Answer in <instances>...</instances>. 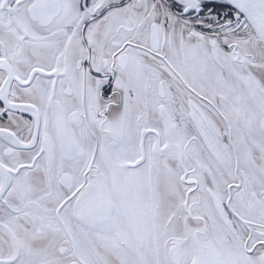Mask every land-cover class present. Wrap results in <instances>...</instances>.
Returning a JSON list of instances; mask_svg holds the SVG:
<instances>
[{
    "label": "water",
    "instance_id": "95a60500",
    "mask_svg": "<svg viewBox=\"0 0 264 264\" xmlns=\"http://www.w3.org/2000/svg\"><path fill=\"white\" fill-rule=\"evenodd\" d=\"M178 1L184 7L179 15L183 17L192 10H198L205 0ZM213 1L236 9L237 17L242 16L241 22H244V31L239 32L250 33L253 44L263 52L253 55L244 51V58L240 51L233 54L236 58L232 57L230 62L241 73L236 77L239 83L234 78L233 87L234 92L242 97L240 114L243 119L233 122L228 117L233 128H252L253 121L255 123L259 116V129L262 131L264 83L261 82L263 75L256 73L254 63L259 54L261 57L264 55V0ZM41 8L45 10L42 5ZM57 13L59 9L55 12L53 6L48 10L51 16ZM113 14L114 25L126 23L124 11H114ZM166 15L175 17L172 13ZM111 17L112 13L109 18ZM164 18L165 14H162V25ZM192 27L188 23L186 35L178 40L173 32L183 31L180 24H177V28L164 27L163 30L161 24L160 30L154 24L149 37L144 32L139 36V39L145 37L146 41L149 40L152 48L147 43L136 45L142 50L149 49L147 53L146 50L138 53L126 47L124 40L127 39V34L124 31L115 43L104 41L103 35L98 54L96 50L92 56L95 70L103 75L96 83H85L86 74L73 65L79 55L74 52L69 57L68 68H50V72L59 73L57 78L68 86L70 95L67 97L63 94L62 97H24L18 101L11 97H0V101L4 102L3 107L0 105V115H8L0 120V252L7 254L0 256V264H13L25 258L24 263L38 261L40 264H68L64 256L60 257L61 253L68 252L74 254L75 264H88L77 252L76 237L86 242L97 234L109 236L111 241L115 237L127 236L134 246L145 248L146 233L135 197L134 180L132 174L130 177L129 170L135 171L145 164L152 165L145 170V180L156 172V178L150 181L153 189L162 179V172H170L166 168L171 169V165L176 171L171 170V175L183 185L194 183L187 179L190 172L187 167L193 165V158L206 156L202 141L208 144L212 135L222 127L216 123L215 116L220 120L226 116L210 98L217 93L210 65L212 59L219 60L218 44L209 37L207 43L210 51L208 58L206 55L203 72L207 82L202 81V52L197 49V32L192 31ZM229 27L238 33L233 26ZM133 37L138 38V35L133 34ZM204 46L206 47V42ZM175 55L181 57L180 66L175 65ZM24 56L25 61H31L28 51L24 52ZM98 56L99 61L104 58L105 63H109L108 66L102 63L104 69L98 67ZM149 59L159 67H143L142 64ZM9 61V58H0V73L4 71L8 76L5 84L0 85V93L13 82L14 67ZM133 67L153 72L150 77L153 83H149L148 88L143 90L145 97H120L121 92L116 91L119 97H115L112 92L110 98L104 99L101 90L109 83L107 78L115 76V82L120 83L122 73L129 72ZM16 70L29 72L27 67H16ZM34 70L32 68L31 72L34 73ZM159 70L167 76H160ZM181 70H186V75ZM35 74L39 78L38 73ZM47 77L56 76L49 73ZM172 84L177 87L176 94L169 97V86ZM149 93L154 96L147 97ZM76 94L79 96L73 97ZM201 110L207 113L208 119L215 121L217 129L212 126L207 130ZM247 112L251 117L248 118ZM24 113L32 119L22 118ZM260 115L263 117L262 121ZM179 118L191 128L190 140L195 141L185 142L180 125L175 126ZM246 130L247 133L251 131ZM256 139L258 140L257 135ZM196 143L199 144L201 155H193L191 158L187 149ZM244 143L240 139V147ZM260 144L264 145V138ZM238 149L234 143L227 152L232 153L233 157ZM147 151L151 152L156 162L149 160L144 163ZM226 153L221 155L216 151L219 157H226ZM162 157L167 158L164 163L161 161ZM192 191H187L183 204L184 213L190 220L193 214L189 207ZM147 192L148 183L143 189V193ZM210 194L222 219L227 220L220 199L216 193L211 191ZM183 199L184 192L176 202L178 210L168 215V225L179 213H183ZM26 201L28 205L25 204ZM234 201L240 204L237 196L236 199L233 198L232 205ZM234 207L236 208L235 205ZM203 221L204 230L195 231L194 239L190 240L193 256H188L187 241H176L174 230V233L162 238V249L154 251V264H159V261L163 264H227L223 252H226L228 246L221 241V227H213L210 223L209 228L206 220ZM176 222L179 229V219ZM86 250L91 252L92 247L87 245ZM244 251L242 247L237 253L244 255Z\"/></svg>",
    "mask_w": 264,
    "mask_h": 264
},
{
    "label": "flooded vegetation",
    "instance_id": "af4514ba",
    "mask_svg": "<svg viewBox=\"0 0 264 264\" xmlns=\"http://www.w3.org/2000/svg\"><path fill=\"white\" fill-rule=\"evenodd\" d=\"M41 5L46 11L41 8ZM52 6L55 12L59 9V13L55 16L48 14V10ZM0 9H2L0 11V20L3 21L0 24V58H9V62L14 67L13 82L8 89L5 86L3 93H0V97H11L13 100L18 101L24 97H62V94L67 97L70 92L67 88L68 86L61 83L60 79L57 78L59 73L50 72V68H68L70 65V62H68L69 57L73 56L74 52L79 53V55L75 58L73 65L75 68L83 70L86 74L85 83H96V80H99L98 78L103 76L95 70L92 59L96 50L98 54V47L101 41L100 24L104 27L102 32L104 41L106 42H117L122 31L125 32V35L130 33L132 40L127 37L124 43L126 47L132 49V47L139 45V42L135 39H139V36L143 32L149 37L154 24L158 28L161 24L162 30L164 27L177 28V24H180L179 18L173 17V15L168 16L166 13H172L178 16L182 14L184 7L178 0H0ZM6 11L10 14H7ZM114 11H124L126 17L125 24L122 25L119 23L114 25ZM111 13L112 17L109 18ZM162 14H165L163 25L160 22ZM183 17L191 21L189 23L193 25L192 28L201 29V32L210 38L213 34L212 27L215 22L221 26H233L236 32L244 31V22H241L242 16L237 17L236 9L218 1H202L198 10H192ZM107 21H109L108 25L106 24ZM62 31L65 32L64 39H60L61 37L58 36V33ZM4 32H6V35L2 36ZM133 34L138 35V38L133 37ZM49 45H55L56 47L55 49L48 48ZM147 46L152 48L149 40H147ZM144 50L150 51L147 48H144ZM25 51L31 54V61H25ZM10 53L13 54L12 57ZM81 53H84L83 57ZM96 60L99 62L98 67L100 69H104L102 63L105 66L109 65L108 61L107 64L105 63L104 58L99 61V56ZM142 66L159 67L156 62L150 59L147 63L142 64ZM16 67H27L29 68L27 70L29 72L17 71ZM32 68L35 69L34 73L31 72ZM35 73H38L39 78ZM49 73H53L56 77H47ZM7 79V73L4 71L0 73V85H4ZM107 80L109 83L101 90L104 99L110 98L109 96L112 94L110 89L115 81V76L109 79L107 78ZM81 97L84 96L81 94ZM0 105L3 107L4 102L0 101ZM247 113L248 118L249 116L251 117V114L249 112ZM21 116L22 118L29 117L32 119L30 115L28 116L25 113ZM202 116L204 117L207 130H210L212 126L217 129L215 121L208 119L207 113L205 114L202 111ZM2 117L5 119L7 114L5 113ZM221 121L223 122V128L219 127L220 131L212 135L208 144L201 140L204 147L203 152H206V156L193 158V165H190V167L188 165L187 167L190 171L187 179L194 183L187 186L184 185V199L181 203L183 213H179L178 215L179 229L175 230L176 241L181 243L187 241L186 250L188 256L191 257L193 256V246L190 240L194 239L195 231L204 230L205 224L203 219L206 220L209 228L210 223L212 225L215 224V221L219 223L218 227H221L223 231L222 235L232 228L233 223H236L245 235L244 240L241 238L243 250H245L244 256L247 258L244 264H264L263 226L254 224L247 216L231 204L233 198L236 199L237 196L239 202L245 204L251 210L253 201L256 198L262 199L263 195L257 181H263L261 178L263 174L256 172L258 174L257 179H252L244 166L245 163L244 165L241 164L239 156L242 154L241 151L245 144H253L252 138H256V135L259 142L264 138V126L261 131L259 129V116L255 123L253 121L254 126L252 128L244 126L233 128L228 122L227 116L225 118L221 117ZM250 122L252 123V119H250ZM246 129H251L250 133H247ZM240 139L245 141L241 147ZM234 143H236L239 149L236 151V155L232 157V153H228L227 150L232 148ZM216 151L221 155L227 152V156L219 157L216 155ZM242 156L246 157L245 154H242ZM165 159L167 158L162 157V163L165 162ZM225 159L233 163L229 166V170L233 172L232 175L217 189L208 182L202 185L200 179L194 172H201L204 167L203 163L208 164L212 161ZM149 160L156 162L151 152L147 151V157L144 163H147ZM246 162L249 161L246 159ZM166 169L171 171L169 168ZM133 170H129L130 177ZM146 174L140 178L145 180L147 178ZM217 176L219 174H216ZM188 190H193L189 198V207L193 211V214L190 216L192 218L191 220L184 213L183 207L185 195ZM198 190L204 192L213 218L210 217L208 219L207 215L209 213L205 209L204 204H201L198 198L192 197ZM211 191L216 193L220 199L227 220L222 219L217 207H215L210 194ZM183 192H179L177 200L181 199ZM223 253L224 256L227 255L226 252ZM180 258L181 254L179 255V261ZM226 262L230 264L227 256ZM231 264L242 263L241 261L233 260Z\"/></svg>",
    "mask_w": 264,
    "mask_h": 264
},
{
    "label": "rangeland",
    "instance_id": "374dc122",
    "mask_svg": "<svg viewBox=\"0 0 264 264\" xmlns=\"http://www.w3.org/2000/svg\"><path fill=\"white\" fill-rule=\"evenodd\" d=\"M175 17L179 18L180 25L183 31L173 32V36L178 40H181L183 36L186 35V32L188 31V23L191 21L185 17H180L179 15H175ZM1 23H3V21L0 20V24ZM102 29L103 26L100 25L101 40L103 39ZM114 29L116 28L114 27ZM212 29V38L218 44L217 46L220 52V56L219 60L217 61H213V59L211 60L212 65L210 66L213 69L215 88L217 90V93L215 97L210 98L214 101L219 110L222 111L227 117H229L233 122H238L240 118L243 119L242 114H240L242 97L234 92L233 82H235L234 78L236 80V77H239L241 73L237 71L236 67L233 66L230 60L232 57L233 59L236 58V55L233 56V54L237 53V51L241 52L243 58L245 56L243 54L244 51L252 53L253 55H256L257 53L263 54V52L253 44V39L250 33H235L232 31L231 27L226 28V26H221L217 22L213 24ZM192 31L197 32V49L201 50L202 52V63L200 67V72H202L201 78L202 81L207 82L206 75L204 76L203 72L206 66V55L208 58V54L210 51L209 44L207 43L209 37H206L199 28H192ZM4 35H6V32L2 33V36ZM58 36L61 37L60 39H64L65 32L62 31L58 33ZM131 36L132 35L130 33H127V37L129 39L132 38ZM135 40L140 44L147 43L145 37ZM205 42L206 47L204 46ZM55 47V45H49L48 48L55 49ZM132 49L136 50L138 53H143L144 51L139 47H132ZM198 50H196V53ZM145 52L147 53L149 51L146 50ZM260 54L259 56H257V60H255L257 62L254 63V68H256L257 74L260 73L263 75L261 82L264 83V55L263 57H261ZM175 58V65L180 66L182 64L181 57L179 55H175ZM186 58H188V54L186 55ZM175 72L178 73L176 70ZM159 73L160 76H167L165 72L162 73L160 70ZM181 73L186 75V70H181ZM152 75L153 72H149V69L133 67V69H131L129 72L122 73V75L119 77L120 83L114 81V87L112 86L110 92H114L115 97H119L116 91L121 92L120 97H145V95L143 94V90L148 88L149 83H153L150 80V77ZM236 82L238 81L236 80ZM176 88L177 87H175L173 84L169 86V97H172L174 94H176ZM153 96V93H149L147 97ZM73 97L78 96L76 94ZM4 114L0 115V120H3L2 116H4ZM215 121L219 126H222L223 128V124H221V120L217 116H215ZM176 125H180L181 134L185 137V142L195 141V139L190 140L191 128H189L185 124L183 119L179 118L175 123V126ZM252 141V145H244L242 154H245L246 157H243L242 154H240V162L243 165L245 163L244 166L249 172L252 179H257L258 174L256 172H258L259 174H263L261 176L263 181H257V184L260 185L259 188L261 189V193L264 196V145L262 146L256 138H252ZM198 147L199 144L196 143L192 146V148L187 149V152L191 158L193 157V155H201V151H199ZM246 159L249 162H246ZM231 164L233 163L227 159L212 161L208 164L205 163L201 172L195 171L194 173L200 179L202 185L208 182L217 189L232 175L233 172L229 170V166ZM149 167H152V165L145 164L144 166L137 167V170L132 172L135 197L137 199L142 223L146 233L145 248H137L131 243L130 239L127 236H122L121 238L115 237L111 241V238L109 236L97 234L94 237L89 238L86 242L75 236L77 252L80 257L88 264H154V251L162 249V246L160 244L162 238L171 235V233H174V230H177L178 223L176 221H178L179 218L176 217L170 223V225H168V220L170 218L168 220L167 218L171 212L178 210L179 205L176 203L177 197L179 192L184 191V185L179 180H177L176 177L171 175V171L169 173L162 172V179H160L158 186L153 189L150 181L156 178V172L152 176L148 177V181L140 178L144 176L145 170H147ZM162 170H164V168ZM171 170L173 172H176L173 165H171ZM216 174H219V176L216 177ZM147 183L149 192L143 193V189H145ZM263 196L262 199L256 198L253 201V207L251 210H249L243 203L238 204L234 201V205L254 224L261 225L264 228ZM194 197L198 198L201 204H204L205 209L210 215H207L208 219H210V217L213 218L212 214L210 213L208 203L206 202L207 200L204 192L202 190H199L194 194ZM12 199L14 198L12 197ZM19 202H21V200ZM25 204L28 205V202L26 201ZM30 207H33L32 202L30 203ZM155 222L160 224V226H158V224L155 225ZM218 224L219 223H215L213 224V226H216ZM241 238L242 240H244L245 235L244 232H242L240 226H238L236 223H233L232 228L227 230L221 236L222 243L228 246L226 248V256L230 264L233 260L241 261L242 264L246 263L247 261V258L243 254L236 253L240 248L243 247ZM168 240L169 238L167 239V241ZM87 245H90L92 247L91 252L86 250ZM5 255L7 254H2L0 252V256L4 257ZM62 256L65 257V261H67L66 263L75 264L74 254L72 255L69 252L61 253L60 257ZM25 260L26 258L13 264H40L38 263V261H32V263H24ZM155 264H157V262H155ZM159 264L163 263L159 261ZM165 264L168 263L165 262Z\"/></svg>",
    "mask_w": 264,
    "mask_h": 264
}]
</instances>
